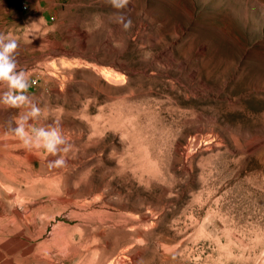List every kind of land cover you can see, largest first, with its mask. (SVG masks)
<instances>
[{"label": "rangeland", "instance_id": "rangeland-1", "mask_svg": "<svg viewBox=\"0 0 264 264\" xmlns=\"http://www.w3.org/2000/svg\"><path fill=\"white\" fill-rule=\"evenodd\" d=\"M117 11L0 0L29 85L11 107L0 81V264H264V0H130L129 30Z\"/></svg>", "mask_w": 264, "mask_h": 264}, {"label": "clouds", "instance_id": "clouds-1", "mask_svg": "<svg viewBox=\"0 0 264 264\" xmlns=\"http://www.w3.org/2000/svg\"><path fill=\"white\" fill-rule=\"evenodd\" d=\"M129 2L130 0H108L109 5L118 10L114 14L116 15V24L121 26V30H129L133 24L131 17L128 15L127 11H125ZM17 48V40L11 39L5 44L3 43V36H0V81H8L9 87L15 89L17 93H6L2 102L11 107H19L28 99L27 96L23 95L24 91L29 87L27 81L24 79L26 73H16L14 71L16 64L9 58V54L14 52ZM39 113L40 109L33 106L31 109V116L36 117ZM12 131L26 148H43L49 155H57L61 151L60 146L65 144L61 131L55 127L50 130H36L34 137L29 136L25 131L23 123L18 124ZM72 147V144H68L62 151L68 152ZM66 166L67 161L64 157L48 161V167L50 169Z\"/></svg>", "mask_w": 264, "mask_h": 264}, {"label": "bare ground", "instance_id": "bare-ground-1", "mask_svg": "<svg viewBox=\"0 0 264 264\" xmlns=\"http://www.w3.org/2000/svg\"><path fill=\"white\" fill-rule=\"evenodd\" d=\"M13 8H15V5L13 6ZM3 150V149H2ZM2 153V152H1ZM2 156V155H1ZM1 160V159H0ZM1 162V161H0ZM68 245V244H67ZM121 252V251H120ZM119 259V258H118ZM111 263V262H110Z\"/></svg>", "mask_w": 264, "mask_h": 264}]
</instances>
